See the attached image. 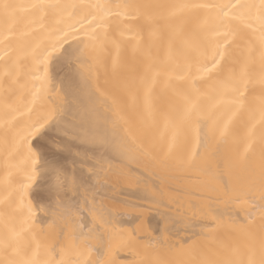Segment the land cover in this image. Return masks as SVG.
<instances>
[{
  "label": "bare ground",
  "instance_id": "1",
  "mask_svg": "<svg viewBox=\"0 0 264 264\" xmlns=\"http://www.w3.org/2000/svg\"><path fill=\"white\" fill-rule=\"evenodd\" d=\"M0 264H264V0H0Z\"/></svg>",
  "mask_w": 264,
  "mask_h": 264
},
{
  "label": "rangeland",
  "instance_id": "2",
  "mask_svg": "<svg viewBox=\"0 0 264 264\" xmlns=\"http://www.w3.org/2000/svg\"><path fill=\"white\" fill-rule=\"evenodd\" d=\"M52 152V151H51ZM57 152V151H56ZM56 152H52V153H56Z\"/></svg>",
  "mask_w": 264,
  "mask_h": 264
}]
</instances>
